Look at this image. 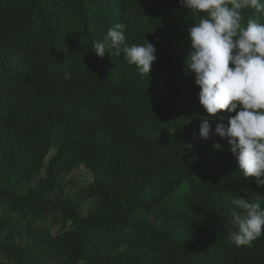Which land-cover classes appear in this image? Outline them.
Here are the masks:
<instances>
[{
  "label": "trees",
  "instance_id": "1",
  "mask_svg": "<svg viewBox=\"0 0 264 264\" xmlns=\"http://www.w3.org/2000/svg\"><path fill=\"white\" fill-rule=\"evenodd\" d=\"M64 1L34 0L59 24L64 23ZM68 1L82 13L77 35L93 20H100L106 31L124 24L126 43H156L159 60L153 73L141 75L123 53L110 50L90 77L89 91L53 92L44 87L54 81L58 62L74 77L81 75L82 66L68 61L67 44L46 45L17 32L12 22L17 1L0 0V203H6L0 207L9 210L8 217L0 218V237H11L10 242L0 239V264H51L43 254L47 245L64 248L76 232L93 248L94 254L84 255L88 264H264V235L250 246L237 247L229 240L235 231L232 198L260 200L264 206V187L239 171L226 170L222 176L209 171L218 166V155L229 150L223 141L181 143L195 138L201 119L207 118L194 106L198 94L185 66L187 29L194 17L189 13L185 23H173L169 33L158 24V11L169 4L178 13V0L155 2L152 12L153 0ZM171 39L170 53L165 52L162 44ZM85 45L90 48L89 42ZM54 94H68L62 106L80 122L73 130L60 127L59 145L50 144L55 152L38 172L45 178L43 186L24 192L48 151L47 132L36 134L14 107L33 108ZM216 123L213 118V131ZM109 135L117 158L107 176L103 159ZM217 143L221 149L214 148ZM70 152L72 161L64 158ZM80 165L89 166L99 179L66 189L60 180L69 175L63 171ZM190 212L192 231H185ZM27 215V227L36 226L32 239L24 237ZM50 220L58 229L46 237ZM16 236L22 246L14 243ZM124 244L127 250L119 252Z\"/></svg>",
  "mask_w": 264,
  "mask_h": 264
},
{
  "label": "clouds",
  "instance_id": "2",
  "mask_svg": "<svg viewBox=\"0 0 264 264\" xmlns=\"http://www.w3.org/2000/svg\"><path fill=\"white\" fill-rule=\"evenodd\" d=\"M17 6L12 15V22L17 32H26L41 39L46 45H66V58L73 65L79 63L82 72L74 77L66 65L57 63L54 81L44 87L53 92L66 93L71 89H90V77L95 73L100 60L105 53L114 50L115 55L124 54V59L130 65H135L141 75L153 73L159 60V50L156 43L148 42L128 45L124 30L126 25L116 24L106 31L100 20L88 22L80 35L78 31L82 22V13L70 1L65 0L62 6L64 23L59 24L51 19L42 8H36L34 0H16ZM153 0L151 12L154 10ZM180 10L173 13L172 6L165 4L158 11L159 22L167 32H171L173 23L183 24L188 14L194 17L195 23L187 29L189 35L188 56L185 66L192 80L197 104L194 106L207 114L201 119L199 131L195 138L183 145L198 139H218L227 144L229 150L218 155V166H209L210 172L219 171L220 176L228 171H239L245 177L253 178L258 187H264V0H178ZM173 39V38H172ZM162 44V49L170 53L173 41ZM89 42L90 48L85 43ZM92 54L93 58L89 55ZM63 96L54 94L39 105L21 109L22 120L34 129L36 134L47 132L45 144L48 151L38 160L37 180L39 170L54 154L50 144L59 145L58 131L61 126L69 130L76 128L80 122L72 112L66 111L62 104L66 100ZM218 119L213 131L212 120ZM41 141V138L39 139ZM107 154L104 157L105 175H111L117 158L114 140L109 135L104 146ZM214 148L221 149L217 143ZM94 149V148H93ZM64 158L69 161L75 159L73 152ZM221 168V169H220ZM83 169L91 177L89 182L83 183L75 179L80 187L99 179L89 166L80 165L73 169H66L64 173L70 175ZM85 178V177H84ZM226 187H233L227 183ZM36 190V189H35ZM54 204L57 198L51 194ZM264 197V195H262ZM232 225L235 231L229 235L231 244L237 247L250 246L253 241L264 235V206L260 200L236 196L232 198ZM5 208V207H0ZM53 212L54 209L46 207ZM7 209V208H6ZM210 215V212H208ZM7 209L6 216L8 217ZM29 222L31 223V215ZM193 216L190 212L185 231H192ZM27 224V225H28ZM32 230L33 238L36 226ZM53 234L58 229L56 221L50 220L47 225ZM65 247L47 245V252H43L51 264H88L84 255L94 254L89 242L79 234L73 233L64 241ZM127 244L118 251L124 252Z\"/></svg>",
  "mask_w": 264,
  "mask_h": 264
},
{
  "label": "rangeland",
  "instance_id": "3",
  "mask_svg": "<svg viewBox=\"0 0 264 264\" xmlns=\"http://www.w3.org/2000/svg\"><path fill=\"white\" fill-rule=\"evenodd\" d=\"M54 152H52L53 154ZM85 171H83V169H80V170H77L75 171L74 173H72L70 175V177L72 178V181H69L68 179L70 178H66L65 176H63L60 180V182L66 186V189H70V190H76L78 189L80 186L76 183L75 179L78 180V181H81L83 183H86V182H89L91 180V177L88 173H86V176L84 178V174ZM43 186V180H37V178H34V179H31L27 182V185L26 187L23 189V191H27L29 189H39V187H42ZM47 197L48 198H51L52 195L50 194V192H47ZM3 204H6V203H0V205H3ZM86 207H84L85 209ZM82 214L84 216H86V212L82 209ZM7 215V209L6 208H1L0 209V216H6ZM25 225L28 224L29 222V216L27 215L26 219L23 221ZM32 230L31 229H27L25 227V235L24 237H27V239H30L31 236H32ZM0 239L2 241H5V242H10L11 241V237L10 235H3L0 237ZM14 243L16 245H19V246H22L23 245V240L21 239L20 236H16L14 238ZM9 264H12V263H9Z\"/></svg>",
  "mask_w": 264,
  "mask_h": 264
}]
</instances>
